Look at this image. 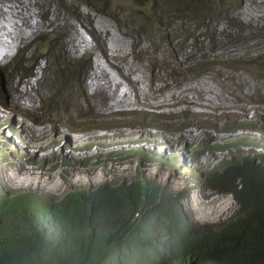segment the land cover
Listing matches in <instances>:
<instances>
[{
	"label": "clouds",
	"instance_id": "clouds-1",
	"mask_svg": "<svg viewBox=\"0 0 264 264\" xmlns=\"http://www.w3.org/2000/svg\"><path fill=\"white\" fill-rule=\"evenodd\" d=\"M181 71L185 78L195 79L212 69L196 74ZM8 96L14 106L4 111L8 98L0 94V135L7 137L0 141V264H160L159 257L163 262L169 260V254L160 256L165 248L174 252L167 242L173 243L167 240L172 233L179 238L174 243L181 249L190 243L196 249L193 257L186 251L184 264H264V209L245 195L248 185L240 175L243 167L250 164V175L264 178V161L260 160L264 159V142L253 137L218 139L221 135L232 136L227 132L238 129L240 124L215 127L216 120L212 121L208 111L182 109V102L171 106L172 114L162 115L158 106L139 105L125 109L122 119L106 122L98 120L104 117L102 114L93 112H89L90 119L78 122L79 119L64 120L66 114L48 115V111L35 113L30 128L34 131L24 134L28 153L7 157L2 149L14 140L12 131L30 117L27 109ZM36 120L41 122L36 125L39 129L34 125ZM156 120L170 122L171 131ZM190 129L202 134L200 139H189ZM129 130L137 133L130 134ZM259 130L258 126L237 133L256 134ZM40 132L56 143L49 140L44 144L43 139H38L42 137ZM101 132L106 139H101ZM110 135L114 137L107 138ZM76 139L82 143L78 145ZM30 140L33 143L28 146ZM128 142L133 143L136 156L128 149ZM40 151L48 153L47 158L36 155ZM179 152L184 159L178 164L174 159ZM206 155L221 157L211 164L204 159ZM45 165L43 172L37 167ZM159 166L172 169L175 186L167 187L148 176L150 167ZM46 182H52L57 189H43ZM195 183L202 189L192 194ZM152 191L154 197L150 196ZM127 202L128 207L114 211L118 204ZM213 204L223 210L217 220L212 217ZM54 206L59 210L54 211ZM175 212L178 215L173 217ZM121 220L135 226V231L118 235L115 226ZM189 225L192 229H188ZM217 227L224 230L218 233ZM90 230L99 235H92ZM223 233L232 238H222ZM66 237L73 244L65 245ZM118 239L124 241L118 243ZM233 249L236 252L232 253ZM178 260L182 264L181 257Z\"/></svg>",
	"mask_w": 264,
	"mask_h": 264
},
{
	"label": "rangeland",
	"instance_id": "rangeland-1",
	"mask_svg": "<svg viewBox=\"0 0 264 264\" xmlns=\"http://www.w3.org/2000/svg\"><path fill=\"white\" fill-rule=\"evenodd\" d=\"M168 1L161 0L156 16L163 14L162 6ZM199 2L215 7L206 15L217 18L207 20L205 27H197L196 31L188 21H173L169 28H162L148 19L150 7H140L136 0H0V53L6 44L20 38L16 50L0 63V94L5 93L8 99V95L12 96L30 115L51 111L61 116L67 109L64 120L79 119L78 122L90 119L89 112L102 114L104 117H99V121H115L126 115L125 109L139 105L158 106L162 115L172 114L171 106L182 102L185 104L182 109L208 111L212 121L216 120L215 127L222 123L227 128L240 124L238 129L227 132L232 136L221 135L220 140L253 137L257 142H264V0ZM60 5L67 6L68 10ZM220 10L226 13L219 16ZM27 12L32 13L35 22L33 32L21 19ZM69 12L78 15L80 20H75ZM115 19L120 20L119 24ZM99 22L107 27L101 28ZM83 29L93 30L96 38L91 39ZM23 33L26 39L21 38ZM184 34L195 35L184 40ZM207 35L212 36L206 38ZM61 37L62 44L58 42ZM99 46L101 51L97 49ZM182 46L188 48L178 59L181 68L188 67L191 58L199 55L219 64L195 79L185 78L171 61L174 49ZM80 59L83 62H76ZM86 60L89 65L84 69ZM94 61L105 69V75L99 76L101 89L90 85ZM107 77L117 82L115 88L108 84ZM10 104L14 106L11 100ZM156 122L171 131L170 122ZM254 124H258L260 133H237L240 129L257 128ZM23 129L18 125L12 131L16 137L13 135L10 146L2 149L7 157L28 153ZM128 132L135 134L137 130ZM189 132V139L195 141L202 135L194 129ZM6 139L0 135L1 142ZM31 143L32 140L28 146ZM238 148L248 150L244 146ZM64 150L68 151L66 147ZM219 157L206 155L204 159L213 164ZM183 159L179 152L174 160L179 164ZM147 174L167 187L175 186L172 169L150 167ZM42 188L57 189L52 182H46ZM199 189H202L200 185ZM211 209L213 220L219 219L223 212L219 211L220 206L213 204ZM193 210L197 211L194 207Z\"/></svg>",
	"mask_w": 264,
	"mask_h": 264
},
{
	"label": "trees",
	"instance_id": "trees-1",
	"mask_svg": "<svg viewBox=\"0 0 264 264\" xmlns=\"http://www.w3.org/2000/svg\"><path fill=\"white\" fill-rule=\"evenodd\" d=\"M137 5H139L140 7L143 6H149V17L148 19L160 26H162V28L164 27H170L171 23L174 21H178V22H182V21H188L191 22L193 25V29L196 30L197 27H205V22L208 21H212L214 19H216L217 17H215L214 15H206L208 13H210L213 8V6L205 3V2H199V0H169L167 4H165L164 6H162L161 11H163L162 15L156 16V9L159 6L161 0H136ZM85 5H87V7H90L91 9H95L94 7H91L89 3L84 2ZM157 4V6H156ZM62 9H66L68 10V8H66L67 6H61ZM71 14V16L79 21L80 18L78 15H76L73 12H69ZM179 13V14H178ZM223 13H226V11H218V15H223ZM140 17L139 15L136 16L135 18ZM142 17V16H141ZM145 17V16H144ZM142 17V18H144ZM116 23L119 24L118 19H115ZM90 23V22H89ZM85 32L87 33V35L93 39L96 38V35L94 34L93 30H86L84 29ZM197 31V30H196ZM195 35V34H194ZM194 35H190V34H184V36L182 37V39H186V38H193ZM208 36L211 38L212 35H207L206 38H208ZM175 40V38H174ZM58 42L60 44H62V37L58 40ZM165 42L167 43V41L165 40ZM212 43H214V41H212ZM188 47L182 46L179 49H175L173 51L172 55V59L171 61L176 63L178 62V59H180L181 55H182V51H185ZM98 49H101V47L99 46ZM190 52V51H189ZM196 52H198L196 50ZM177 53V54H176ZM76 62H83L82 59L76 61ZM86 63H84L83 68L86 69L87 66L89 65L88 60L85 61ZM218 61H212L210 59H208L207 57H205L204 55H199L198 58H191L190 62H189V66L188 67H184L181 68V65H176V69H180V70H184L186 74H196V73H202L204 71H208L213 69L214 65H218L219 63H217ZM188 64V62H186ZM54 106V105H53ZM68 110H64L62 116H64L65 114H67ZM50 113V114H49ZM48 115H51V111L48 112ZM104 127V125L102 126V128ZM250 164H246L243 169L240 171V175L244 178L246 184L248 185V192H245V195H247V197L250 198V200L256 205V207H258L259 209H264V178H262V176H251L250 175V171L247 170V166H249ZM251 169L254 171V174H258L257 170L254 167H251ZM150 196L154 197V193L149 192ZM157 195V191L155 192ZM155 195V198H156ZM249 195V196H248ZM157 196H160L159 194ZM140 196H138V194H135V198L136 200H139ZM166 198H168V196H164ZM128 207L129 203H125V204H118L114 211L115 212H120L123 210V208ZM176 215L174 214L173 217H175ZM185 225H187V223H185ZM116 232L118 235H128L131 234L135 231V226H133L132 224H130L128 221H118L116 223ZM91 234H95L96 237L99 235L98 233L92 232L90 230ZM174 238H176V236L173 234ZM222 238L224 239H229L232 238V235L229 233H226V235H222ZM101 243L103 242V235L101 238H99ZM172 240V239H169ZM99 241V240H97ZM118 243H122L124 241V239H118L117 240ZM173 241V240H172ZM170 248L174 247L175 243L173 241V243H171V241H167ZM68 244H73L72 242H69V237H66V242L65 245ZM124 245V244H123ZM191 246L190 244H186ZM194 245V244H193ZM168 249V247H167ZM237 249H233L232 252H236ZM241 252V251H240ZM170 253L173 257L175 256L173 252H168ZM243 253V251L241 252ZM161 254H166V252L162 251L160 253ZM244 254V253H243ZM169 260H167V262H163V257H159L157 258V261L160 260L162 264H170L171 263V259L168 257ZM115 264H119L118 262ZM250 264H255V261H253Z\"/></svg>",
	"mask_w": 264,
	"mask_h": 264
},
{
	"label": "bare ground",
	"instance_id": "bare-ground-1",
	"mask_svg": "<svg viewBox=\"0 0 264 264\" xmlns=\"http://www.w3.org/2000/svg\"><path fill=\"white\" fill-rule=\"evenodd\" d=\"M231 9V8H230ZM246 10V9H245ZM26 11H27V9H26ZM29 11V10H28ZM179 14V13H178ZM28 18H30V20L28 19ZM22 21L25 23V25H26V23H28V25H26V27L27 28H29L30 30H32V32L34 31V28H35V22H34V19L32 18V13L31 12H27V13H23L22 14ZM179 21V20H178ZM99 24V26L101 27V28H105V27H107V25L106 24H104L103 22H99L98 23ZM186 26V25H185ZM256 31V30H255ZM31 33V32H30ZM2 35V34H1ZM9 35V34H8ZM22 39H26V35L23 33V36L21 37ZM111 38V37H110ZM11 39V38H10ZM20 38H17V40H13V42H10V43H8V44H6L5 45V49H4V51L2 52V53H0V63H3L7 58H9V55H10V53H12V52H14L16 49H15V47H17L18 46V44L19 43H16L18 40H19ZM113 39V38H112ZM14 42H15V44H14ZM114 42V41H113ZM12 43V44H11ZM0 44H2L1 42H0ZM111 44V43H110ZM118 44V43H117ZM115 45H116V42H115ZM110 46V45H109ZM114 46V45H113ZM1 48V47H0ZM121 48V47H120ZM119 48V49H120ZM116 49H117V47H116ZM1 50V49H0ZM3 50V49H2ZM175 50V49H174ZM177 54V53H176ZM95 63H93V70H92V73H91V83H90V85H92V84H94V85H97V87L99 88V89H101L102 87V83L100 82L101 81V78H99V76L100 75H105L104 74V68H103V66L101 65V64H99L100 62H97V61H94ZM139 68V67H138ZM108 78H110V77H107V79ZM108 84L109 85H111V87L113 88H115L116 87V85H117V82L114 80V79H112V78H110V81H108ZM119 85V84H118ZM140 85V84H139ZM111 88V89H112ZM0 90H2L1 88H0ZM125 95H126V93H125ZM217 97H219V96H217ZM223 98V97H222ZM10 99V98H9ZM8 99V104H6L5 106H4V108H3V110L4 111H8L9 109H12V106H11V104H10V100ZM223 100V99H222ZM198 104V103H197ZM215 107V106H214ZM30 114V113H29ZM33 118H34V115H30V117H28L27 119H25V120H22L21 122H24V123H22V127L24 128L22 131H23V133H26V132H28L29 130H30V128L32 127V125H33V123H32V121H33ZM38 120V119H37ZM37 120H36V124L34 123V125L36 126H39V125H41V122L39 123V122H37ZM36 126V128L37 129H39L38 127ZM102 128V127H101ZM42 129H44V128H42ZM103 129V128H102ZM102 129H100V130H102ZM34 131V128L32 129V130H30V132H28L29 134H31L32 132ZM21 133V131L19 132V134ZM40 134H42L41 132H40ZM12 135H14V137H16L15 136V132H12ZM112 137H114V136H112V135H110V136H107V138H109V139H111ZM77 138V137H76ZM38 139H43V142H44V144H49V140H51L50 138L48 139V138H46L43 134H42V137H39ZM37 139V140H38ZM101 139H106V135L105 134H103V136L101 137ZM76 141H77V144L79 145V144H81L82 142L80 141V140H77L76 139ZM51 142L53 143V144H55L56 142H54L53 140H51ZM131 142V141H130ZM130 142H128V144H126V145H128V149H130V152H131V154L133 155V156H136V154L138 153L137 151H132V149H134L135 147L133 146V143H130ZM24 144L26 145V143H25V140H24ZM24 145V146H25ZM33 156H34V153L32 154ZM36 155H39L38 153H36ZM47 156H48V153L46 154V155H44V154H41L40 155V157H45V158H47ZM85 156H83V158H84ZM86 159H88L87 157H85ZM178 160V159H177ZM176 162V161H175ZM176 163H178V162H176ZM129 164H130V166H131V163L129 162ZM38 168H39V170L41 171V172H43L42 170L44 169V168H46L47 167V165H45L44 167L43 166H37ZM41 168H43V169H41ZM49 184V183H48ZM195 186V189H193L192 191L194 192V193H197V192H200L201 190L199 189V186H197L196 184L194 185ZM43 187H44V185H43ZM44 189V188H43ZM156 194V193H155ZM160 195V193L157 191V195ZM58 206H54L53 207V209H55L54 211H58L59 210V208H57ZM181 212V211H180ZM57 214H58V212H57ZM175 215H178L176 212L174 213ZM59 216H60V212H59ZM61 218H62V216H61ZM183 218V217H182ZM180 223H182V224H184L185 225V223H184V221H179ZM188 222H189V220H188ZM188 225V224H187ZM230 226V225H229ZM176 227H179V226H177L176 225ZM179 228H181V227H179ZM188 229H192V227L189 225L188 226ZM215 230H217L218 231V233L219 232H221V230H224L222 227H217V228H215ZM92 235H94V234H92ZM224 235H226V233H223V236ZM168 238H167V240H169V239H172L174 242H176V243H178L179 242V238H174V236H173V233L172 234H169L168 236H167ZM175 243V245H174V247H172V249H174V258L176 259V260H173V256L170 254V253H168V249L167 248H165L163 251L164 252H166V254H169V258L171 259V263L172 264H180V263H178V258H180L181 257V263L182 264H184L185 263V258H186V255H185V253H186V251L187 250H189L191 253H192V257H193V252L192 251H196V249L193 247L194 245H193V243H191V246H189V245H185L182 249L177 245ZM192 247H193V250H192ZM233 253V252H232ZM217 258H218V256H217ZM222 260L223 261H226V260H224V258H222ZM177 261V262H176ZM158 262L160 263V264H162L161 263V261L160 260H158ZM194 262H196L195 260H194ZM247 264V263H246Z\"/></svg>",
	"mask_w": 264,
	"mask_h": 264
},
{
	"label": "water",
	"instance_id": "water-1",
	"mask_svg": "<svg viewBox=\"0 0 264 264\" xmlns=\"http://www.w3.org/2000/svg\"><path fill=\"white\" fill-rule=\"evenodd\" d=\"M38 153H39V152H38ZM41 154H42V152L40 151L39 155H41ZM36 160H38V162H40V161H39V157H37ZM40 160H44V159H40ZM117 182L120 183L118 180H117Z\"/></svg>",
	"mask_w": 264,
	"mask_h": 264
}]
</instances>
